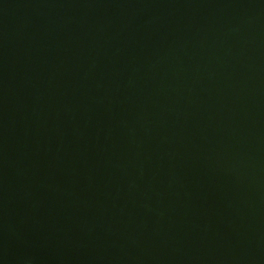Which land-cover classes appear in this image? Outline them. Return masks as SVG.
<instances>
[{
    "label": "water",
    "instance_id": "water-1",
    "mask_svg": "<svg viewBox=\"0 0 264 264\" xmlns=\"http://www.w3.org/2000/svg\"><path fill=\"white\" fill-rule=\"evenodd\" d=\"M0 264H264V0H0Z\"/></svg>",
    "mask_w": 264,
    "mask_h": 264
}]
</instances>
